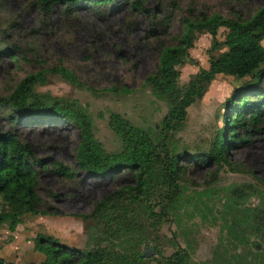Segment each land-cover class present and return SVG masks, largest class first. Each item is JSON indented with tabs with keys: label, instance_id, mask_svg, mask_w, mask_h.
I'll return each mask as SVG.
<instances>
[{
	"label": "rangeland",
	"instance_id": "374dc122",
	"mask_svg": "<svg viewBox=\"0 0 264 264\" xmlns=\"http://www.w3.org/2000/svg\"><path fill=\"white\" fill-rule=\"evenodd\" d=\"M144 1L159 16L174 17L166 32L160 30L158 38L149 35L148 20L133 12L132 0H118L113 6L101 8L83 5L68 15L62 7L47 25L42 24L38 0H0V45L20 46L24 57L14 61L0 55V97H8L28 75L62 64L74 71L84 86L47 74L46 84L38 85L36 91L77 102L91 116L95 138L107 153L119 154L123 150L122 140L109 126L113 114L123 116L160 142L161 124L169 106L153 94L146 81L156 72L162 49L178 44L185 19L220 14L228 19L248 20L264 7V0ZM227 33L226 29L219 30V43L226 40ZM195 37L194 48L179 67L181 87L200 70L210 68L213 38L207 33ZM227 51L222 47L215 56ZM256 84L250 79L218 76L205 97L188 110L184 128L170 137L168 147L174 154L183 155L180 163L188 168V175L181 182L185 189L182 202L171 208L166 205L161 211L166 202L157 197L152 202L154 211L158 215L166 211L165 220L155 225L143 216L134 233L133 241H141L142 254L147 247L160 251L147 258L151 264L171 257L180 248L192 264H264L263 245L249 229L241 243L232 234L234 222L244 219L247 209L264 205V130L253 133L251 138L239 133L249 143L230 151L236 170L190 159L210 151L224 127L227 103L233 94ZM260 88L264 90V81ZM8 132L30 144L50 172H42L37 188L40 209L47 215H25L14 229L9 222L0 223V259L8 264L44 262L45 256L35 244L40 235L81 251L101 245L103 226L92 216L93 210L115 191L133 186L134 177L126 172L111 177L79 171L77 150L81 132L61 120L21 122L10 119L0 106V133ZM56 162L75 171V178L67 180L51 172ZM243 185H253L257 195L238 203L230 192ZM8 212L0 198V216ZM120 244L127 246L123 241Z\"/></svg>",
	"mask_w": 264,
	"mask_h": 264
},
{
	"label": "trees",
	"instance_id": "16d2710c",
	"mask_svg": "<svg viewBox=\"0 0 264 264\" xmlns=\"http://www.w3.org/2000/svg\"><path fill=\"white\" fill-rule=\"evenodd\" d=\"M117 2L38 0V8L42 24L47 25L54 12L62 7L68 15L83 5L101 8ZM131 7L133 12L141 13L148 20V33L154 38L159 37L160 30L166 32L174 18L172 14L159 16L144 0H132ZM183 24L178 44L162 49L157 70L146 81L153 94L169 106L161 124V140L158 143L148 132L137 128L123 116L113 114L109 126L122 140L123 150L119 154L107 153L95 138L91 116L77 102L41 95L36 91L38 85L46 84L47 74L58 75L78 87L84 86L76 73L62 64L28 75L8 97H0V106L8 112L10 119H20L21 122L31 119L61 120L79 129V171L111 177L126 172L135 179L133 186L115 191L95 206L92 216L103 226L99 237L101 245L90 251H81L63 245L53 237L40 235L35 244L45 260L39 264H151L141 253V241H133L134 233L142 224L143 216L153 220L155 225L165 220L166 211L159 215L154 211L152 202L157 197L166 202L161 211L182 202L185 189L181 182L187 177L188 168L180 163L183 155H176L169 149V139L184 128L188 110L205 97L208 87L218 76L250 79L257 84L233 94L227 103L224 127L210 151L190 159H195L194 163H214L218 167L226 165L236 170L230 160V151L249 143L239 133L243 132L249 138L253 133H263L264 90L260 84L264 81V7L248 20L228 19L214 14L198 20L185 19ZM222 28L228 33L226 40L219 43L217 37ZM201 33L213 38L209 51L210 68L200 70L186 86L181 87L179 67L185 64L189 51L194 48L195 36ZM222 47L228 51L216 57L215 53ZM0 55L10 56L14 61L24 58L21 47L16 45L7 48L0 45ZM42 172L50 171L45 162L35 156L30 144L22 142L13 132L0 133V198L9 208L8 213L0 216V223L9 222L14 229L25 215H47L40 209L41 198L37 192ZM51 172L67 180L76 176L75 171L60 162L52 165ZM230 193L238 203H243L256 196L257 190L253 185H243L231 189ZM246 229L260 240L264 252V205L247 209L244 219L234 222L232 234L236 242L245 241L243 234ZM122 241L127 244L126 247L120 244ZM155 253L160 254V251L155 249ZM0 264L8 263L0 259ZM157 264L192 263L186 251L180 248L171 257L157 261Z\"/></svg>",
	"mask_w": 264,
	"mask_h": 264
},
{
	"label": "water",
	"instance_id": "95a60500",
	"mask_svg": "<svg viewBox=\"0 0 264 264\" xmlns=\"http://www.w3.org/2000/svg\"><path fill=\"white\" fill-rule=\"evenodd\" d=\"M155 255H156L155 251H153L150 247H147L145 253L143 254L144 258H150Z\"/></svg>",
	"mask_w": 264,
	"mask_h": 264
}]
</instances>
